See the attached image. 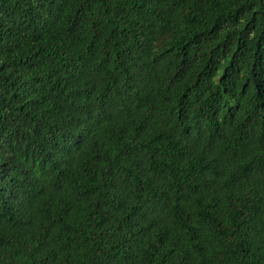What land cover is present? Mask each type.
<instances>
[{
    "label": "trees",
    "instance_id": "trees-1",
    "mask_svg": "<svg viewBox=\"0 0 264 264\" xmlns=\"http://www.w3.org/2000/svg\"><path fill=\"white\" fill-rule=\"evenodd\" d=\"M0 264H264V0H0Z\"/></svg>",
    "mask_w": 264,
    "mask_h": 264
}]
</instances>
